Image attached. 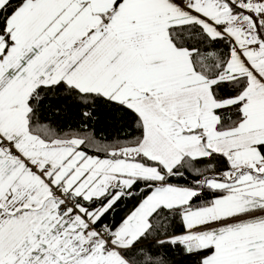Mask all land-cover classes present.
Returning a JSON list of instances; mask_svg holds the SVG:
<instances>
[{"label": "snow or ice", "instance_id": "6c2138e0", "mask_svg": "<svg viewBox=\"0 0 264 264\" xmlns=\"http://www.w3.org/2000/svg\"><path fill=\"white\" fill-rule=\"evenodd\" d=\"M0 264H264V0H0Z\"/></svg>", "mask_w": 264, "mask_h": 264}]
</instances>
